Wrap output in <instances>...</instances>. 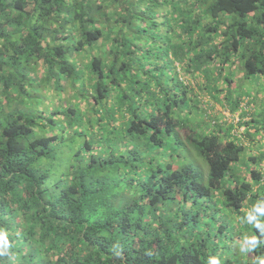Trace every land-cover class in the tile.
I'll use <instances>...</instances> for the list:
<instances>
[{
	"label": "trees",
	"instance_id": "16d2710c",
	"mask_svg": "<svg viewBox=\"0 0 264 264\" xmlns=\"http://www.w3.org/2000/svg\"><path fill=\"white\" fill-rule=\"evenodd\" d=\"M255 74L264 0H0V264H259Z\"/></svg>",
	"mask_w": 264,
	"mask_h": 264
},
{
	"label": "rangeland",
	"instance_id": "374dc122",
	"mask_svg": "<svg viewBox=\"0 0 264 264\" xmlns=\"http://www.w3.org/2000/svg\"><path fill=\"white\" fill-rule=\"evenodd\" d=\"M237 77H240V74ZM237 77L232 80L234 84H238L237 81L239 80ZM242 84L245 87L244 92L246 93H244L243 90H240V88L235 92L234 97H239L240 95L239 98L241 99L239 105L237 106V109L231 108L232 106L228 103L213 104L208 101V97L204 98V101L200 104V106H203L204 104L205 109L203 111L205 120L207 122V128H210L211 124H215L216 119H212L214 117L217 118L216 124L218 122L224 125L223 129H221L222 132L228 130L229 125H233L231 126V132L236 133L238 131L241 132L242 130H244L245 125L243 126L239 123L240 119L244 121L250 120L254 113H257L258 119H264V75H252L244 79ZM231 109L235 110L232 111ZM260 137V135H258V137H255L256 140H259V143L257 144H259L260 146L255 147L254 144L252 145L253 153L257 155L264 153V139H261ZM243 139L246 141L245 144L250 147L249 144L251 143V141L247 140V138L245 137H243Z\"/></svg>",
	"mask_w": 264,
	"mask_h": 264
},
{
	"label": "clouds",
	"instance_id": "9594fccd",
	"mask_svg": "<svg viewBox=\"0 0 264 264\" xmlns=\"http://www.w3.org/2000/svg\"><path fill=\"white\" fill-rule=\"evenodd\" d=\"M242 223L253 226L259 230L260 236H264V199L259 200L252 206V209L247 213L246 217L242 219ZM261 244V240L256 235L246 237L243 242L239 244L240 252L245 256L254 251ZM11 244L9 242L8 233L0 230V255L9 253ZM208 264H221L218 256L209 257ZM259 264H264V258L259 259Z\"/></svg>",
	"mask_w": 264,
	"mask_h": 264
}]
</instances>
